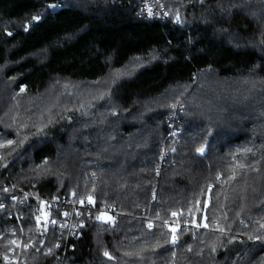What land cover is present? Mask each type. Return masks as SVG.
<instances>
[{
  "label": "trees",
  "instance_id": "trees-1",
  "mask_svg": "<svg viewBox=\"0 0 264 264\" xmlns=\"http://www.w3.org/2000/svg\"><path fill=\"white\" fill-rule=\"evenodd\" d=\"M47 1L0 0V264L21 190L97 198L71 264H264V0Z\"/></svg>",
  "mask_w": 264,
  "mask_h": 264
},
{
  "label": "built area",
  "instance_id": "built-area-1",
  "mask_svg": "<svg viewBox=\"0 0 264 264\" xmlns=\"http://www.w3.org/2000/svg\"><path fill=\"white\" fill-rule=\"evenodd\" d=\"M134 1L137 5V14L142 19L150 22L171 21L175 24L179 21L177 17H173L172 13L168 11L164 0ZM199 1L204 2V0ZM65 7H67L66 0H48L46 3V8L52 13ZM35 17H39L40 19H33L34 22L41 21L42 19L40 16ZM29 27L30 23L27 22L24 30L27 31ZM7 33L11 36L10 32ZM175 121L173 120L171 123L172 129L169 133V137L172 140H177L175 134L179 132ZM163 161H161V168L164 166ZM3 197L2 207L7 208L9 211V218L12 221L11 234L14 237V246L10 250V253L5 256V261L9 264H24L26 261L24 252L34 244L31 232L25 224L26 213L22 208L33 207L34 213H36L35 220L41 224L43 232V239L38 248L39 250H43L46 256H55L57 264H71L73 257L69 253V250H73L74 248L72 241L85 228L86 216L98 208V201L95 196H89L85 200H77L75 194L71 197L57 196L45 198L37 192L21 190L19 192L6 193ZM100 211L101 215H111L116 212V208L114 206H103L100 208ZM44 214L47 216L46 221L43 218ZM52 221H55V223H52ZM178 225L176 223L173 224V228L175 229L173 236L175 235L178 238L175 244L179 243Z\"/></svg>",
  "mask_w": 264,
  "mask_h": 264
},
{
  "label": "snow or ice",
  "instance_id": "snow-or-ice-1",
  "mask_svg": "<svg viewBox=\"0 0 264 264\" xmlns=\"http://www.w3.org/2000/svg\"><path fill=\"white\" fill-rule=\"evenodd\" d=\"M33 19L34 20H38V19H40L39 17H33ZM177 20H179V17H177ZM9 143H11V142H9ZM198 151L200 152V153H203L204 152V149L203 148H200V149H198ZM89 199H91V198H89ZM81 203H83V201H81ZM65 215H67L66 213H65ZM173 215H176V213H173ZM102 217H97V219H101ZM39 219V218H38ZM107 219H111V217H108ZM52 223H55V221H52ZM206 226V225H205ZM149 227H152V225L151 224H149ZM197 227H199V225H197ZM172 231H173V233H175V229H172ZM177 237L174 235L173 236V239L171 240V243L172 244H175L176 242H177ZM49 251H51V250H49ZM104 255L105 256H109V253L108 252H105L104 253ZM111 258V257H110Z\"/></svg>",
  "mask_w": 264,
  "mask_h": 264
},
{
  "label": "rangeland",
  "instance_id": "rangeland-1",
  "mask_svg": "<svg viewBox=\"0 0 264 264\" xmlns=\"http://www.w3.org/2000/svg\"><path fill=\"white\" fill-rule=\"evenodd\" d=\"M197 1H198V4H200V5H203L206 2V0H204V2H200L199 0H197ZM108 217H111V219H107ZM102 220L106 223V222H109V221H113L114 218H112V216L110 214H106ZM13 246H14V244H13ZM8 254L6 253L5 256L8 255Z\"/></svg>",
  "mask_w": 264,
  "mask_h": 264
},
{
  "label": "water",
  "instance_id": "water-1",
  "mask_svg": "<svg viewBox=\"0 0 264 264\" xmlns=\"http://www.w3.org/2000/svg\"><path fill=\"white\" fill-rule=\"evenodd\" d=\"M43 218H44V221H46V218H47L46 214L43 215Z\"/></svg>",
  "mask_w": 264,
  "mask_h": 264
},
{
  "label": "bare ground",
  "instance_id": "bare-ground-1",
  "mask_svg": "<svg viewBox=\"0 0 264 264\" xmlns=\"http://www.w3.org/2000/svg\"><path fill=\"white\" fill-rule=\"evenodd\" d=\"M169 138V137H168Z\"/></svg>",
  "mask_w": 264,
  "mask_h": 264
}]
</instances>
